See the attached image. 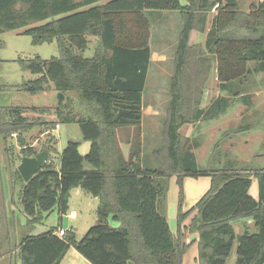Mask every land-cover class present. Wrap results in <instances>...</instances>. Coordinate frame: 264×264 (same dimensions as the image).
Instances as JSON below:
<instances>
[{
	"label": "trees",
	"instance_id": "obj_1",
	"mask_svg": "<svg viewBox=\"0 0 264 264\" xmlns=\"http://www.w3.org/2000/svg\"><path fill=\"white\" fill-rule=\"evenodd\" d=\"M238 9V0H0V33L25 28L23 34L32 38L33 45L55 41L58 47V56L47 60L39 56L17 59L23 70L37 77L18 85H2L0 91L37 94L53 89L62 93L64 99L55 108L58 122H76L83 139L90 143L85 155L73 141L58 154L57 139L50 132L58 123L40 119L48 109L31 120L19 106L0 105V153L6 157L11 182L21 186L19 203L26 230L54 209L60 216L66 214L72 189L80 188L98 200V222L79 240L72 230L60 237L61 223L55 230L18 238L16 232L24 226L18 223L15 228L12 223V229L5 231L6 243L0 239V260L5 259L0 264H60L70 248L91 264H183L184 255L195 243L198 264H226L235 242V264H264V169L250 174L251 165L240 167L228 160L221 166L219 161L213 162V155L211 165L203 168L192 152L196 143L190 145L180 134L185 124L219 118L229 108L226 98L201 106L214 61L218 88L228 95L238 96L234 84L239 87L243 79L264 72V0H259L252 13L241 14ZM212 10L217 15L205 46L193 47L191 32H204ZM162 11L178 13L182 28L174 52L163 146L151 152L154 168L142 166L138 141L134 145L128 142L125 158L116 131H141L142 96L152 57L150 23ZM37 23L41 24L32 26ZM88 36L95 39V46L92 55L85 57ZM72 98L88 116L74 119L62 110L63 101ZM247 98L241 100L247 104ZM30 110L37 111L36 107ZM37 126L46 132L39 148L25 139ZM11 138L18 154L8 141ZM42 151L48 154L47 162L25 182L17 169L21 159ZM85 164L90 167L86 169ZM252 175L258 182L257 200L249 194ZM1 176L0 169V210L5 207ZM173 176L180 189L175 234L165 202ZM186 177H210L211 186L195 206L183 212L181 185ZM193 211L194 218L184 226ZM247 217L256 231L245 227L236 235L233 223ZM109 219L118 226L111 227ZM184 229L197 238L184 243Z\"/></svg>",
	"mask_w": 264,
	"mask_h": 264
},
{
	"label": "rangeland",
	"instance_id": "obj_2",
	"mask_svg": "<svg viewBox=\"0 0 264 264\" xmlns=\"http://www.w3.org/2000/svg\"><path fill=\"white\" fill-rule=\"evenodd\" d=\"M238 2V13L246 15L253 12L259 0H238ZM216 15L217 12L215 10L209 12L204 32H198L197 30L191 32L190 45L193 47L205 46L206 36L212 28V19ZM39 24L41 23L32 26ZM181 28L182 19L176 12L162 11L157 17H153L150 23L149 40L152 57L146 88L142 96L143 118L141 131L138 134L133 129H122L116 133L119 146L121 147L130 141L133 145L137 141L140 142L142 166L155 167L156 164L151 152L153 149H159L163 146L162 132L170 100V79L174 74V52ZM24 30L25 28L0 33V44L2 45L0 48V60H2L0 62V86L18 85L23 81L33 80L37 77L23 70L17 59L28 61L39 56L41 59L47 60L58 56V47L55 41L33 45L32 38L23 34ZM88 39L90 40V45L83 54L85 57L92 55L93 47L95 46V39L91 36H88ZM216 66L217 62L214 61L205 84L201 106L206 108L212 100L226 98L229 101L227 112L221 118L198 120L185 124L180 129V134L182 137L189 139L190 145L196 143L192 152L195 154L198 165L203 168L211 165L212 155L216 158V161L213 162L219 161L221 166L228 160L237 162L256 161V155L260 152L264 153V72L255 74L251 78L243 79L239 87L234 84L233 92L236 91L238 96H233L219 90ZM249 66L253 67V64ZM241 95L248 97L247 104L241 100ZM63 102V108L62 106L60 107L72 118L77 119L88 116L89 112L84 107H81L75 98L64 100ZM0 105L7 107L19 106L23 109V114L31 120H36L42 109H48V113L42 115L40 119L58 123V128L55 127L53 132L50 131L57 139V151L61 152L68 141H73L79 144L78 151L81 155H85L88 152L90 143L83 139L78 124L76 122H58L55 115L58 99L57 93L53 89L37 94H29L14 89L4 92L0 91ZM30 107H36L37 111H31ZM44 130L42 126L33 128L25 134L26 141L30 144L34 143V146L39 148L46 137L45 133L43 134ZM8 141L15 145L14 154H18L19 148L14 138ZM125 152L127 153V150ZM5 158L4 154L0 153V161L2 160L0 169L1 175H3L1 176L2 193L5 206H12V209L17 213L18 223L24 226L23 229H18L16 232L18 238L27 233L37 235L47 230H55L59 226L56 209L50 213L43 214L40 223L33 224L32 227L26 230V220L23 217L19 203L21 186L19 183L13 184L11 182L10 175L4 165ZM261 161L263 162L264 159ZM251 166L253 167V165ZM89 167L88 164H85L86 169ZM210 186L211 180L209 177L184 178L181 185V210L187 212L195 206L209 190ZM165 197L166 216L173 227L180 203V189L176 176L169 179ZM97 204V198L87 194L80 188L72 189L67 200V213L73 210L77 218L69 221L64 219V230H72L76 238L78 240L81 239L86 231L98 222ZM195 214L196 211H193L185 220V223L188 222L190 224ZM109 224L111 227L118 226L111 219H109ZM185 232L183 241L185 240V243H188L193 237H187V232ZM235 261L236 242L226 260V264H235Z\"/></svg>",
	"mask_w": 264,
	"mask_h": 264
},
{
	"label": "crops",
	"instance_id": "obj_3",
	"mask_svg": "<svg viewBox=\"0 0 264 264\" xmlns=\"http://www.w3.org/2000/svg\"><path fill=\"white\" fill-rule=\"evenodd\" d=\"M191 38V36H190ZM223 115L220 116V118L222 117ZM126 130L129 129V128H125ZM54 130V129H53ZM53 130H51V132H53ZM119 130H122V129H119ZM131 130V129H129ZM118 132V130L116 131V133ZM46 134V132H43V134ZM32 146H34V143L31 144ZM120 145V144H119ZM258 145V144H257ZM259 146V145H258ZM35 147V146H34ZM121 150L123 148V155L125 158L128 157V154H129V148H130V144L125 143L124 146H120ZM125 150H127V153L125 152ZM58 154H60V152H58ZM58 155L55 154V159H53V162L57 165L58 163ZM264 159V153L260 152L258 155H256V161H245V162H237V165L242 167L243 165H253V168H252V171L249 172L250 174H252L255 170H260V169H264V161L262 162L261 160ZM155 168V167H154ZM210 178V177H209ZM211 180V178H210ZM208 191V190H207ZM249 194L255 199L257 200L258 199V182H257V179L254 175L251 176V185H250V188H249ZM95 198V197H94ZM18 202V201H17ZM14 203V202H13ZM15 205V203H14ZM16 207V205H15ZM68 211V210H67ZM73 210H71L70 212H72ZM70 212H66V214H63L60 216V214L58 213V223L60 224L61 228L64 229V226H63V221L64 219H66L67 221L69 220H75L77 218V215L75 218H70L69 217V213ZM65 215V216H64ZM14 220V221H13ZM168 220V218H167ZM169 222V226H170V229L172 231V233L175 234V232L177 231V224H176V221H175V224L174 226L172 227L171 224H170V221L168 220ZM12 223L14 224V227L17 228L18 227V217H17V213L12 209V206L10 207H4V209H1L0 210V239L2 240V243H6V238H7V234H6V228H9V229H12ZM184 226H188V222L183 223ZM245 227H248L249 230L251 232H255L256 229L254 227V223L252 221V219L250 217H247V218H244V219H241L235 223H233V229H234V232L236 235H239L242 233L243 231V228ZM184 231L187 232V230H182V233H183V238H184ZM185 232V233H186ZM193 237L191 241L195 240L197 238V236L195 234L191 235L187 232V237ZM185 243V240L183 241ZM188 241V243L186 244H189L190 243ZM5 260L4 258H1V260ZM197 259H198V247H197V243L193 244L189 250L187 251V253L184 255L183 257V264H198L197 262ZM0 260V261H1ZM14 264H18L14 262ZM60 264H91L89 261H87L82 255H80L78 253V251H76V249L74 248H70L66 254L64 255L62 261L60 262Z\"/></svg>",
	"mask_w": 264,
	"mask_h": 264
},
{
	"label": "water",
	"instance_id": "obj_4",
	"mask_svg": "<svg viewBox=\"0 0 264 264\" xmlns=\"http://www.w3.org/2000/svg\"><path fill=\"white\" fill-rule=\"evenodd\" d=\"M58 101H62L64 96L62 93H57ZM48 154L45 151L38 153L34 157H23L17 167L22 179L27 182L30 180L35 172L47 162Z\"/></svg>",
	"mask_w": 264,
	"mask_h": 264
},
{
	"label": "built area",
	"instance_id": "obj_5",
	"mask_svg": "<svg viewBox=\"0 0 264 264\" xmlns=\"http://www.w3.org/2000/svg\"><path fill=\"white\" fill-rule=\"evenodd\" d=\"M56 128H58V125H56ZM13 136H15V134H13ZM69 217L70 218H75L76 217V213L74 212V211H72V212H70L69 213ZM57 234L61 237V236H64V234H65V230L64 229H59L58 231H57Z\"/></svg>",
	"mask_w": 264,
	"mask_h": 264
}]
</instances>
